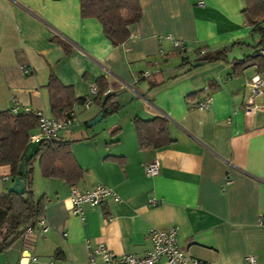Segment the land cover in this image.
I'll return each mask as SVG.
<instances>
[{"label":"crops","instance_id":"obj_1","mask_svg":"<svg viewBox=\"0 0 264 264\" xmlns=\"http://www.w3.org/2000/svg\"><path fill=\"white\" fill-rule=\"evenodd\" d=\"M139 3L142 15L128 25V39L113 45L96 18L81 16L80 0H0V110L19 102L52 117L45 86L51 68L75 98L88 97L89 86L104 77L100 101L89 108L75 103L74 122L56 138L72 142L83 169L72 186L101 183L120 197L72 213V186L35 167L32 186L35 197L46 199L45 226L0 253V264H19L24 250L37 258L27 264H91L87 245L98 243L117 256L142 255L151 248L149 230L171 226L185 253L208 264H249L248 255L264 264V226L257 223L264 206V91L253 98L254 111L244 110L250 78L264 72L254 65L236 72L225 61L189 63L199 48L244 43L229 49L228 61L255 51L245 0ZM256 22L264 24V16ZM174 41L184 44L183 55L174 54ZM193 92L198 102L209 94L210 105L189 104ZM109 94L119 108L105 116L101 103ZM99 115L93 124L104 120L103 133L84 127ZM157 116L167 119L172 142L143 149L133 119ZM152 161L160 169L148 178L144 167ZM12 182L9 166H1L0 192Z\"/></svg>","mask_w":264,"mask_h":264},{"label":"trees","instance_id":"obj_2","mask_svg":"<svg viewBox=\"0 0 264 264\" xmlns=\"http://www.w3.org/2000/svg\"><path fill=\"white\" fill-rule=\"evenodd\" d=\"M80 14L82 17L96 18L112 44L118 45L128 39V25L141 18L142 10L139 0H80ZM243 14L247 22L252 25L251 35L258 37L253 46L255 51L240 59L228 61L229 49L236 44L244 43L234 42L215 50L199 48L196 59L189 62L190 68L204 63L225 61L231 62L236 72L249 65H254L259 72H264V24L256 22V18L264 16V0H245ZM54 40L62 47L65 54L72 52L71 45L65 39L57 37ZM173 51L174 54L183 55L184 44L182 48L174 47ZM182 57L186 62L187 58ZM95 85L98 92L94 101L99 102L107 88V81L104 77H100ZM45 86L48 91L50 114L53 118H60L65 112L73 111L75 103L83 104L86 99L75 98L73 87L62 84L54 74L53 68ZM197 93L187 95L189 104L197 105L198 101H193ZM118 108L119 104L114 94H109L102 100L101 109L105 116L116 112ZM133 123L138 144L143 149L162 147L172 142L165 117L157 116L152 119L135 117ZM37 125L38 117L34 114L22 111L13 113L11 108L0 110V167L9 166L13 181L18 174L19 163L23 161L25 165L21 174L24 184L23 193L0 192V253L9 249L20 238L23 241L22 234L25 229L28 226H36V223L44 218L46 199L44 196L36 198L32 186L35 167H38L43 177L57 178L71 186L83 177V169L73 154L72 142L69 140L57 138L43 140L34 144L33 150L29 152L28 147L32 143L29 142L28 137Z\"/></svg>","mask_w":264,"mask_h":264},{"label":"built area","instance_id":"obj_3","mask_svg":"<svg viewBox=\"0 0 264 264\" xmlns=\"http://www.w3.org/2000/svg\"><path fill=\"white\" fill-rule=\"evenodd\" d=\"M173 46L175 48H182L183 43L181 41H174ZM24 70L26 71V69ZM248 85L251 94L244 105V110L246 113H251L257 108L256 105H253V98L264 91V74H256L252 76ZM97 92L96 85L91 84L89 86V96L83 101V106L85 108H89L94 103V97L97 95ZM210 103L211 96L207 94L197 103V106L204 109L207 108ZM11 111L13 113L21 111L31 113L38 117V125L36 127L37 132H31L28 137L29 142L32 144L56 138L60 130L74 122V113L72 110L65 112L60 118H53L46 116L41 110L21 106L19 102H15L11 107ZM159 169V162L152 161L145 165L144 174L148 178H153L158 175ZM108 197H111L116 202L120 201V197L111 188L104 184L97 183L86 190H79L77 187L72 186L68 199L72 213L81 214L83 204H88L93 207L100 206ZM150 202H155V199L151 198ZM257 223L264 226V206L258 216ZM36 226L44 228V218L40 219L36 223ZM36 226H28L25 229L22 234L24 242L28 240ZM148 238L151 243V248L142 255L132 253L117 256L104 243H98L93 247L88 244L89 261L91 264H157L161 258H165L168 264H208L206 261L189 256L185 253L179 244L177 226H171L168 229L152 227L149 230ZM25 252L26 250L22 252L19 264H27L29 260L37 259L29 253L24 254ZM246 262L254 264V256L248 255L246 257Z\"/></svg>","mask_w":264,"mask_h":264},{"label":"water","instance_id":"obj_4","mask_svg":"<svg viewBox=\"0 0 264 264\" xmlns=\"http://www.w3.org/2000/svg\"><path fill=\"white\" fill-rule=\"evenodd\" d=\"M103 115H99V117H97L96 119L92 120L90 122V124H93L94 122H96L99 118H101ZM24 162L21 161L19 163V167H18V174L17 176L14 178L12 184L8 187L7 191L8 192H14L17 194H22L24 191V184L21 180V174L24 172Z\"/></svg>","mask_w":264,"mask_h":264},{"label":"rangeland","instance_id":"obj_5","mask_svg":"<svg viewBox=\"0 0 264 264\" xmlns=\"http://www.w3.org/2000/svg\"><path fill=\"white\" fill-rule=\"evenodd\" d=\"M88 124H89V122H88ZM104 124V120H102V121H99V122H97V123H95V124H92V125H87L86 123H83V125H84V127L85 128H87V129H92V128H94V129H96V130H100L101 129V126ZM35 132H37V131H35ZM100 133H103V131H99ZM34 144H29V147H28V150H29V152L30 151H32L33 150V148H34ZM36 196H38L37 194H36ZM36 198H39V197H36ZM18 243L19 242H21V238L17 241Z\"/></svg>","mask_w":264,"mask_h":264}]
</instances>
